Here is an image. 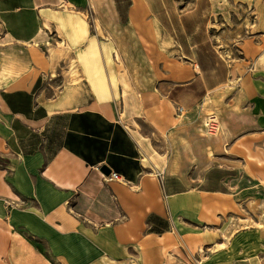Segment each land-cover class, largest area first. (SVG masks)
Masks as SVG:
<instances>
[{
	"label": "crops",
	"instance_id": "1",
	"mask_svg": "<svg viewBox=\"0 0 264 264\" xmlns=\"http://www.w3.org/2000/svg\"><path fill=\"white\" fill-rule=\"evenodd\" d=\"M165 1L128 0L117 19L120 37L152 39L132 72L124 58L117 70L115 43L91 28L92 0H0V264H193L199 248L213 251L201 264H264V253L235 242L215 247L221 239L204 228L232 205L222 188L228 165L194 178L167 160L161 133L196 118L176 119L166 90L188 91L174 97L192 109L227 81L228 67L195 39L204 23L189 21L209 14L210 0L176 12L175 24V0ZM53 39L75 75L47 94L33 47ZM257 59L264 68V52ZM100 164L121 178L104 181Z\"/></svg>",
	"mask_w": 264,
	"mask_h": 264
},
{
	"label": "rangeland",
	"instance_id": "2",
	"mask_svg": "<svg viewBox=\"0 0 264 264\" xmlns=\"http://www.w3.org/2000/svg\"><path fill=\"white\" fill-rule=\"evenodd\" d=\"M109 1L108 4L106 0H92L94 16L86 15V18L91 28L95 23L99 35L115 43L117 70L123 71L126 66V70L139 71L143 65L134 63V60L142 57L141 51L152 45V39L138 30L134 34L130 32L126 38L120 37L121 27L116 22L125 19L128 0ZM193 1L167 2L173 5L169 15L174 24L176 12L190 8ZM210 3L209 14L203 10L189 21L198 19L204 23V27L193 34L226 63L227 81L212 94L197 96L189 103L192 109L182 111H178L176 106L182 104L177 103L174 96L189 92L166 90L172 115L180 122L184 115H191L196 122L190 128L175 126L167 134L161 133V137L165 142L167 160L172 157L177 165L187 166V177H199L212 163L228 165L226 188H222L230 193L232 205L227 212L223 211L222 218L204 228L216 234L214 240L221 239L222 242L215 243V247L227 248L235 242L232 247L246 249L257 256L264 253V68L257 61V55L264 52V0H210ZM182 4H185L184 8ZM174 33L179 38L182 36L178 30ZM60 48L57 39L33 47L37 56L35 71L42 79L38 83L45 87L47 94L62 84H68L75 75L72 57L65 56ZM29 49L33 51L31 47ZM221 74V67H218L209 73V78L215 80ZM163 85L166 89L171 84L164 81ZM193 88V92L199 94L198 83ZM191 162L195 165L191 166ZM217 176L213 171L208 177ZM190 222L196 224L194 220ZM199 251V256L191 257L193 264H201L204 259L207 261V254L213 252L209 248L204 251L199 248Z\"/></svg>",
	"mask_w": 264,
	"mask_h": 264
},
{
	"label": "built area",
	"instance_id": "3",
	"mask_svg": "<svg viewBox=\"0 0 264 264\" xmlns=\"http://www.w3.org/2000/svg\"><path fill=\"white\" fill-rule=\"evenodd\" d=\"M176 107H177L178 111H182L184 109V107L180 104L177 105ZM102 176H103L104 181H110L112 179H120L121 178L120 175L116 171H111V170L109 171L108 174H103Z\"/></svg>",
	"mask_w": 264,
	"mask_h": 264
},
{
	"label": "water",
	"instance_id": "4",
	"mask_svg": "<svg viewBox=\"0 0 264 264\" xmlns=\"http://www.w3.org/2000/svg\"><path fill=\"white\" fill-rule=\"evenodd\" d=\"M101 172L105 173V174H108L109 171H110V167L108 168L107 166H105L104 164H100L99 167Z\"/></svg>",
	"mask_w": 264,
	"mask_h": 264
},
{
	"label": "bare ground",
	"instance_id": "5",
	"mask_svg": "<svg viewBox=\"0 0 264 264\" xmlns=\"http://www.w3.org/2000/svg\"><path fill=\"white\" fill-rule=\"evenodd\" d=\"M113 180V179H112Z\"/></svg>",
	"mask_w": 264,
	"mask_h": 264
}]
</instances>
